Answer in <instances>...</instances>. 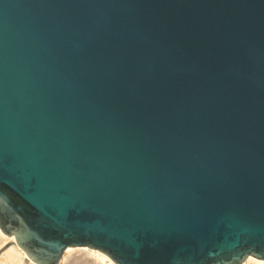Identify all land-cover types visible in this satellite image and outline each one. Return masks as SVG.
<instances>
[{
    "label": "water",
    "instance_id": "1",
    "mask_svg": "<svg viewBox=\"0 0 264 264\" xmlns=\"http://www.w3.org/2000/svg\"><path fill=\"white\" fill-rule=\"evenodd\" d=\"M0 230L35 264L264 261V0H0Z\"/></svg>",
    "mask_w": 264,
    "mask_h": 264
},
{
    "label": "bare ground",
    "instance_id": "2",
    "mask_svg": "<svg viewBox=\"0 0 264 264\" xmlns=\"http://www.w3.org/2000/svg\"><path fill=\"white\" fill-rule=\"evenodd\" d=\"M6 243L10 246L0 257V264H35L16 245L13 236L0 230V246ZM60 261L65 264H115L104 253L89 247H68ZM242 264H264V261L249 256Z\"/></svg>",
    "mask_w": 264,
    "mask_h": 264
},
{
    "label": "rangeland",
    "instance_id": "3",
    "mask_svg": "<svg viewBox=\"0 0 264 264\" xmlns=\"http://www.w3.org/2000/svg\"><path fill=\"white\" fill-rule=\"evenodd\" d=\"M10 246L9 243L3 244L0 246V257L2 256L3 252H5L7 250V248ZM58 264H65V263H61V261H59Z\"/></svg>",
    "mask_w": 264,
    "mask_h": 264
}]
</instances>
